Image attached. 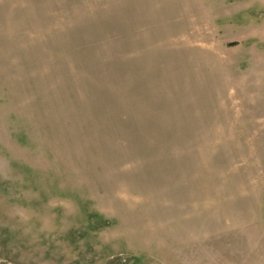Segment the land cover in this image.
<instances>
[{"label":"rangeland","instance_id":"obj_1","mask_svg":"<svg viewBox=\"0 0 264 264\" xmlns=\"http://www.w3.org/2000/svg\"><path fill=\"white\" fill-rule=\"evenodd\" d=\"M0 264H264V0H0Z\"/></svg>","mask_w":264,"mask_h":264}]
</instances>
